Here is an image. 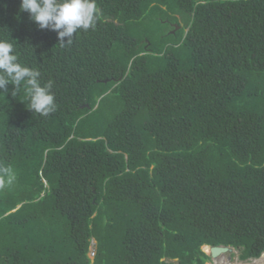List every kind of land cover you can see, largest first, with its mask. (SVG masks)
I'll use <instances>...</instances> for the list:
<instances>
[{
  "label": "trees",
  "instance_id": "16d2710c",
  "mask_svg": "<svg viewBox=\"0 0 264 264\" xmlns=\"http://www.w3.org/2000/svg\"><path fill=\"white\" fill-rule=\"evenodd\" d=\"M97 4L95 29L61 47L0 0V39L57 102L45 117L23 89L0 93V165L17 176L0 189V264H206L220 244L260 257L264 0Z\"/></svg>",
  "mask_w": 264,
  "mask_h": 264
},
{
  "label": "clouds",
  "instance_id": "9594fccd",
  "mask_svg": "<svg viewBox=\"0 0 264 264\" xmlns=\"http://www.w3.org/2000/svg\"><path fill=\"white\" fill-rule=\"evenodd\" d=\"M19 8L27 12L40 29L55 31L61 47L71 45L79 31L95 29L101 15L97 0H20ZM9 85L13 87L9 89ZM22 89L27 107L33 113L46 117L57 110L56 97L52 91L53 81L48 80L42 84L39 69L20 62L15 43L0 39V93L7 95L11 91L15 97ZM16 179L12 167L0 165V189L13 186ZM94 241L89 255L95 253ZM207 253L210 255V251Z\"/></svg>",
  "mask_w": 264,
  "mask_h": 264
},
{
  "label": "rangeland",
  "instance_id": "374dc122",
  "mask_svg": "<svg viewBox=\"0 0 264 264\" xmlns=\"http://www.w3.org/2000/svg\"><path fill=\"white\" fill-rule=\"evenodd\" d=\"M177 16L181 17L183 15L177 14ZM164 25H165L164 29L167 30L171 27V25H168V23ZM172 30L173 29H170V31ZM93 243H95V241ZM239 254H240V249L233 247L231 248V250L222 253L218 257H210V259L207 260L206 264H264L263 261L261 262V260H258L259 257H253L246 260H242L239 257ZM90 257L93 258V253H90Z\"/></svg>",
  "mask_w": 264,
  "mask_h": 264
},
{
  "label": "water",
  "instance_id": "95a60500",
  "mask_svg": "<svg viewBox=\"0 0 264 264\" xmlns=\"http://www.w3.org/2000/svg\"><path fill=\"white\" fill-rule=\"evenodd\" d=\"M208 248L210 251V255L212 257H218L222 253L231 250L232 247L229 245L220 244V245H209Z\"/></svg>",
  "mask_w": 264,
  "mask_h": 264
},
{
  "label": "bare ground",
  "instance_id": "6f19581e",
  "mask_svg": "<svg viewBox=\"0 0 264 264\" xmlns=\"http://www.w3.org/2000/svg\"><path fill=\"white\" fill-rule=\"evenodd\" d=\"M203 247H204V249H205L206 251H209V248H208L207 245H204ZM258 260H261V262L263 261V263H264V252H263L262 256L259 257Z\"/></svg>",
  "mask_w": 264,
  "mask_h": 264
}]
</instances>
